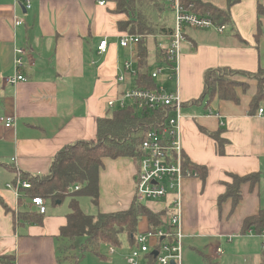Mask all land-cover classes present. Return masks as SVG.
<instances>
[{
    "label": "crops",
    "instance_id": "0c3cea01",
    "mask_svg": "<svg viewBox=\"0 0 264 264\" xmlns=\"http://www.w3.org/2000/svg\"><path fill=\"white\" fill-rule=\"evenodd\" d=\"M99 1L103 0H0V117L13 119L8 129L0 123V197L15 212L17 195L6 187L15 177L11 169L46 175L59 149L95 138L96 120L107 114V101L127 86L116 83L128 59L127 50L118 44L121 33L116 23L126 17L112 13L114 4L101 6ZM206 1L226 9L225 0ZM263 3L240 0L229 10L231 33L228 28L223 34L190 31L181 45L177 85L182 152L192 164L207 169L204 183L199 177L182 183L185 264L192 263L190 248L201 258L207 257L203 258L207 264L260 261L262 240L242 234L241 227L244 219L264 209V115L258 111L250 115V96L241 93L238 103L216 100L205 108V101L194 102L207 70H264V17L256 12ZM14 18L22 24L15 26ZM169 21L172 26V17ZM102 40L107 42V51L99 55L97 46ZM165 46L161 38H148L150 70L160 62L155 55ZM17 48L25 51L19 68L25 81L9 85L6 79L16 73ZM157 84L175 90L161 77ZM219 130L227 141L222 155L210 137ZM250 173H259L260 181L254 188L241 187V201L230 215V200L220 207L217 204L224 183L229 182V174ZM134 174L129 158L103 160L98 173L99 212L129 207L135 195ZM60 205L45 203L42 226L16 227L12 214L0 205V254H14L16 264H61L56 237L67 213L57 209ZM151 211H164V203L157 202ZM217 248L222 253L216 255Z\"/></svg>",
    "mask_w": 264,
    "mask_h": 264
},
{
    "label": "trees",
    "instance_id": "16d2710c",
    "mask_svg": "<svg viewBox=\"0 0 264 264\" xmlns=\"http://www.w3.org/2000/svg\"><path fill=\"white\" fill-rule=\"evenodd\" d=\"M104 3L114 4L112 13L126 17L124 21L116 23L120 33L138 35L143 38L137 47V76L133 86L147 90L157 89V80L151 78L148 38L163 36L172 33L169 25L171 15L168 0H103ZM240 0H225L226 9H220L206 0H183L193 5V10L200 15L209 16L217 25L231 26L230 8ZM257 16L264 17V5H257ZM260 33V32H259ZM255 35L256 43L260 35ZM156 60L166 62L162 50L155 55ZM245 78L248 83L238 81L236 78ZM256 82L253 86L249 83ZM252 86V87H251ZM128 87V85L126 86ZM122 88L118 96L123 93ZM249 95V114L253 115L259 109L264 112V70L256 73L238 72L229 69H210L204 74L203 89L199 98L194 103L205 101V108L213 101L239 102V94ZM166 114L164 109L158 111H138L134 106L128 105L123 109L107 110L104 117L96 120L95 138L91 141H75L63 146L54 155L49 171L46 175H31L15 169L11 185L15 186L17 181L27 182L29 189L19 188L20 197L17 199V211L15 212L2 197L0 205L6 213L13 216L14 226H42L45 213L40 214L31 203L34 198H40L44 203L55 205L67 201L68 212L65 215L66 223L60 227L57 239L74 240L84 238L85 242L81 250L92 255L106 259L99 252L100 245L112 247L121 246L120 236L124 235L128 240L137 231L138 222L145 218L147 229L156 231L167 227V214L165 211L153 212L143 204L138 203L135 198L126 210L90 215L80 207L79 198H89L92 205L98 207L99 188L98 173L103 165L104 159L129 158L137 163L140 152L139 132L146 131ZM222 131L211 133L210 137L215 141L217 153L223 154L227 143L221 137ZM182 166L184 169L195 171L199 178L205 181L207 169L203 166L192 164L183 154ZM229 182L224 183L225 191L218 197L217 204L230 200V215L241 201V187L245 184L254 188L260 181L259 173H250L243 176L228 175ZM78 186L77 191L69 192V188ZM264 228V209L256 215L244 219L241 233L245 234L252 230L255 234ZM68 249V248H67ZM63 252L68 251L62 250ZM62 252V253H63ZM202 256V254H201ZM63 257L60 258L61 263ZM67 259V257H64ZM204 259H208L202 256ZM0 264H16L14 254H0ZM259 264H264V243L260 253Z\"/></svg>",
    "mask_w": 264,
    "mask_h": 264
},
{
    "label": "built area",
    "instance_id": "2783aa9c",
    "mask_svg": "<svg viewBox=\"0 0 264 264\" xmlns=\"http://www.w3.org/2000/svg\"><path fill=\"white\" fill-rule=\"evenodd\" d=\"M104 5V1H99ZM172 16V33L163 36H156L165 40L166 46L162 47V53L167 59L160 61L158 65L150 70L152 79L157 80L165 72H170L175 77L176 87L174 92L168 91L164 86L157 85L155 90L136 88L133 81L137 76L136 68L138 63L137 47L143 38L138 35L121 33L117 36L119 46L127 50L128 59L124 61L116 76V83L128 85L120 96L108 100L107 110L123 109L128 105L134 106L138 111H158L164 109L166 114L160 118L156 125L139 132L140 157L136 163L134 174L135 200L143 204L145 201L164 203V211L167 214L166 225L156 231L135 232L130 239L129 254L125 258L126 264H182L183 253V225H182V183L185 179L198 178L195 171L184 169L183 152L180 141V109L181 101L178 92V74L181 45L186 41L190 31H212L223 34L227 30L226 25H217L209 16H203L193 10L192 4L183 0H168ZM30 6L27 5L28 9ZM13 24L18 26L22 20L14 18ZM107 51V42L102 40L97 46L99 55ZM16 58L14 61L16 73L6 79L9 85L24 82L25 77L19 73L23 66V49H15ZM168 81L172 77H166ZM129 82V84H127ZM257 114L263 116L264 112L259 109ZM0 123L5 128H11L13 119L0 117ZM8 189H13L20 197L19 188L29 189L27 182L17 181L15 186L7 184ZM78 186L69 188V192L77 191ZM73 190V191H72ZM31 203L37 208L40 214L45 213V203L40 198H34ZM250 237H257L264 243V228L257 234L252 230L246 233ZM115 248L108 247V253L113 254ZM216 255L222 253L220 248L215 251Z\"/></svg>",
    "mask_w": 264,
    "mask_h": 264
},
{
    "label": "rangeland",
    "instance_id": "374dc122",
    "mask_svg": "<svg viewBox=\"0 0 264 264\" xmlns=\"http://www.w3.org/2000/svg\"><path fill=\"white\" fill-rule=\"evenodd\" d=\"M212 2L217 4V3H219V0H213ZM166 14L169 18L172 17L169 13H166ZM227 28H228L227 32L228 31L230 32L231 27L229 28V26H228ZM167 76L172 77V81H168L166 79ZM161 79H165L166 81H168L169 86H170L169 88L174 90L176 83H175V77L173 76L172 73L165 72L161 76ZM236 79L238 81L248 83V80L245 78L239 77ZM249 83L253 86L256 82L255 81L254 82L249 81ZM129 163H130L131 169L135 173L136 172V164L134 162H132L130 159H129ZM79 203H80V207L83 210V212H85L87 214L95 215V214H97V212H99L98 208L95 207L94 205H92L89 198H87V197H80ZM67 204H68V202L64 201L62 205L57 207V209H59L60 211L63 210L65 213H67L68 212ZM143 205L146 206L147 208H149L150 210H156V203L155 202L145 201L143 203ZM48 208L49 209L47 211V215H49L51 213L50 209H52V207L49 206ZM145 230H146V221H145V218H142L138 222L137 232H144ZM84 242H85L84 238H76L74 240L59 239L58 240V250L61 251L59 253L60 254L59 256L63 257L61 260V264H126L125 256L129 250V241L124 235L120 236L121 246L114 247L115 252L112 255L108 253V245H100L99 246V252L103 256H105L106 259H100V258L92 255L91 253L84 252L83 250H81V246L84 244ZM183 246H184V243H183ZM65 248L68 251L63 252L62 250H65ZM187 249L188 248L185 247V252L187 251ZM189 251L191 253L190 259H192L191 264H207L203 260V258H201L196 252H192L194 250H192L190 248ZM185 252L182 255L183 259H184ZM65 256L67 257V259L64 258ZM183 264H185V259L183 261Z\"/></svg>",
    "mask_w": 264,
    "mask_h": 264
},
{
    "label": "water",
    "instance_id": "95a60500",
    "mask_svg": "<svg viewBox=\"0 0 264 264\" xmlns=\"http://www.w3.org/2000/svg\"><path fill=\"white\" fill-rule=\"evenodd\" d=\"M171 264H173V263H171Z\"/></svg>",
    "mask_w": 264,
    "mask_h": 264
}]
</instances>
